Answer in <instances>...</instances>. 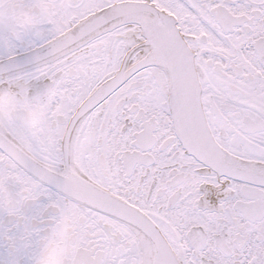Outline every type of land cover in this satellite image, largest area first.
I'll use <instances>...</instances> for the list:
<instances>
[{"label": "snow or ice", "instance_id": "obj_1", "mask_svg": "<svg viewBox=\"0 0 264 264\" xmlns=\"http://www.w3.org/2000/svg\"><path fill=\"white\" fill-rule=\"evenodd\" d=\"M0 264H264V0H0Z\"/></svg>", "mask_w": 264, "mask_h": 264}]
</instances>
